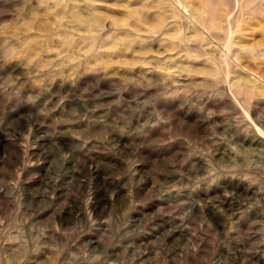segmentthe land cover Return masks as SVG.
Returning a JSON list of instances; mask_svg holds the SVG:
<instances>
[{
  "label": "rangeland",
  "instance_id": "374dc122",
  "mask_svg": "<svg viewBox=\"0 0 264 264\" xmlns=\"http://www.w3.org/2000/svg\"><path fill=\"white\" fill-rule=\"evenodd\" d=\"M53 1L0 0V264H264V0Z\"/></svg>",
  "mask_w": 264,
  "mask_h": 264
},
{
  "label": "bare ground",
  "instance_id": "6f19581e",
  "mask_svg": "<svg viewBox=\"0 0 264 264\" xmlns=\"http://www.w3.org/2000/svg\"><path fill=\"white\" fill-rule=\"evenodd\" d=\"M98 1H101V0H85V10H89V14L88 15H85L83 14V10L78 6V7H75V6H72L71 8L73 9L72 11V18L78 23L79 26H82V30L84 31H88L93 23H102L101 20H98L97 19V16H98V12H100V7L98 6L97 2ZM53 2H60L59 3V8H62L64 6H66V2L65 0H56V1H53ZM105 2V1H104ZM203 3L202 4V8H205V6L207 7L208 6V3L207 1L205 0H202ZM84 8V7H83ZM49 9H53V6L49 7ZM70 9V8H69ZM206 9V8H205ZM208 9V8H207ZM213 9L210 10L211 13H209V17L206 18V21H201L202 18H200V24L203 25L204 27L212 30L213 31H216L218 28L216 27V23H214V20H215V11H212ZM205 11V10H204ZM100 21V22H99ZM121 23H117L116 25L114 26H117L119 27ZM134 26V25H133ZM84 27V29H83ZM137 30H139V27L138 25L136 24L134 26ZM213 27V28H212ZM121 28V27H120ZM212 28V29H211ZM231 30V29H230ZM146 31H148L146 29ZM208 74H211V75H218L220 76L222 74V72H218L217 70L215 69H206L205 70ZM263 81V80H262ZM247 82V83H246ZM253 82L252 81H245L244 84L248 87H253V86H256V84L254 83V85H251ZM260 85V84H259ZM236 86H240V84H237ZM261 87V86H260ZM264 89V87L262 88V90Z\"/></svg>",
  "mask_w": 264,
  "mask_h": 264
}]
</instances>
